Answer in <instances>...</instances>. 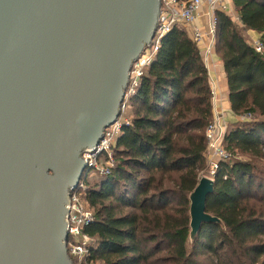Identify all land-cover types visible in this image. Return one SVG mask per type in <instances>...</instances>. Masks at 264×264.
I'll list each match as a JSON object with an SVG mask.
<instances>
[{"label":"trees","instance_id":"1","mask_svg":"<svg viewBox=\"0 0 264 264\" xmlns=\"http://www.w3.org/2000/svg\"><path fill=\"white\" fill-rule=\"evenodd\" d=\"M232 2L239 19L216 12L215 52L232 111L253 119L227 129L232 157L220 161L207 198L222 222L203 223L190 240L189 195L207 167L213 91L203 52L180 23L130 97L129 124L113 146L118 166L83 192L95 211L84 232L97 241L84 264H264V54L248 37L257 31L264 44V0Z\"/></svg>","mask_w":264,"mask_h":264},{"label":"water","instance_id":"2","mask_svg":"<svg viewBox=\"0 0 264 264\" xmlns=\"http://www.w3.org/2000/svg\"><path fill=\"white\" fill-rule=\"evenodd\" d=\"M161 0H0V264H74L70 194L121 115ZM215 179L189 195L190 240Z\"/></svg>","mask_w":264,"mask_h":264},{"label":"built area","instance_id":"3","mask_svg":"<svg viewBox=\"0 0 264 264\" xmlns=\"http://www.w3.org/2000/svg\"><path fill=\"white\" fill-rule=\"evenodd\" d=\"M162 6L155 36L151 45L147 46L142 55L132 64L129 83L126 90L124 102L121 106V115L118 120L104 131V135L98 143L96 151L89 153L84 151L86 169L82 177L70 194V209L67 216L68 239L67 246L71 256H76L79 264L85 263V258L97 247V241L84 232V228L95 219V211L90 208L83 199V192L87 188L89 173L91 170L98 172L101 176L110 175L118 166L113 150L114 143L120 134L123 124H129L125 114L129 106L130 97L135 94L140 79L145 70L151 65L156 52L161 46L162 39L177 24H184L191 30L192 37L199 45L202 52H205V62L208 64L216 48L217 11L231 12V0H161ZM203 6H207L205 15L209 20V30L203 26H197L195 20L201 13ZM239 19V17H238ZM252 46L260 53L264 54V44L261 38L253 39ZM213 105V116L206 128L207 152L206 157L210 170L200 174L214 178L220 166L221 160H228L232 155L225 150L224 140L227 133V125L222 111H216V96L211 97ZM123 117V119H122ZM241 120H251V114L241 115Z\"/></svg>","mask_w":264,"mask_h":264},{"label":"crops","instance_id":"4","mask_svg":"<svg viewBox=\"0 0 264 264\" xmlns=\"http://www.w3.org/2000/svg\"><path fill=\"white\" fill-rule=\"evenodd\" d=\"M230 5L232 7V11L229 13L233 14L234 17L238 19L239 16L236 14L232 0ZM206 11H207V6H203L200 11L201 13L198 15L197 19L195 20V24L197 26L200 27L203 26L205 28L204 24L202 23V18ZM189 31H190V35H192L191 30ZM248 37H249V41L251 42V40L253 39L260 38L261 33L257 31L249 30ZM211 60L206 65L209 71L212 91L213 94L216 96V105H217L216 111L223 112L225 123L226 125L229 126L231 123L239 122L241 120V117L240 115H236L232 111L231 103L229 101V91H228V83L226 82L227 81L226 73L221 58L215 52L213 53Z\"/></svg>","mask_w":264,"mask_h":264},{"label":"rangeland","instance_id":"5","mask_svg":"<svg viewBox=\"0 0 264 264\" xmlns=\"http://www.w3.org/2000/svg\"><path fill=\"white\" fill-rule=\"evenodd\" d=\"M202 23L204 24V26L206 27V29L207 30H209V20H208V18H207V16L204 14L203 15V18H202ZM256 39H258V38H256ZM251 42H252V40H251ZM215 53V52H214ZM205 52H203V55L205 56ZM211 60V59H210ZM211 62H212V60H211ZM227 79V78H226ZM227 83H228V81H226ZM241 117V116H240ZM242 118V117H241ZM122 119H123V117H122ZM252 120V119H251ZM244 121H246V120H240V122H244ZM248 121H250V120H248ZM227 129H228V125H227ZM238 158H240V159H244V157L243 156H239ZM206 159H207V157H206ZM245 159H248V157H246L245 156ZM207 167H206V169L203 171V172H205V173H207L209 170H210V165L208 164V160H207ZM103 178V176H101L98 172H96V171H94V170H91V172L89 173V180L90 181H101V179ZM71 258H72V260H73V262H74V264H79L78 263V259H77V257L76 256H71Z\"/></svg>","mask_w":264,"mask_h":264}]
</instances>
